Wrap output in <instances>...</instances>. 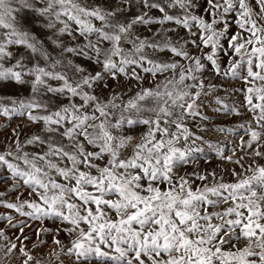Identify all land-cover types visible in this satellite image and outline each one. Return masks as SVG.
Returning a JSON list of instances; mask_svg holds the SVG:
<instances>
[{
  "label": "rangeland",
  "instance_id": "rangeland-1",
  "mask_svg": "<svg viewBox=\"0 0 264 264\" xmlns=\"http://www.w3.org/2000/svg\"><path fill=\"white\" fill-rule=\"evenodd\" d=\"M0 264H264V0H0Z\"/></svg>",
  "mask_w": 264,
  "mask_h": 264
}]
</instances>
